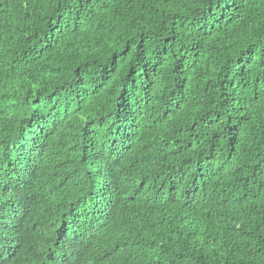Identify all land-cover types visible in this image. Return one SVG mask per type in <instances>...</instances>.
Instances as JSON below:
<instances>
[{
  "label": "trees",
  "instance_id": "obj_1",
  "mask_svg": "<svg viewBox=\"0 0 264 264\" xmlns=\"http://www.w3.org/2000/svg\"><path fill=\"white\" fill-rule=\"evenodd\" d=\"M0 264H264V0H0Z\"/></svg>",
  "mask_w": 264,
  "mask_h": 264
}]
</instances>
